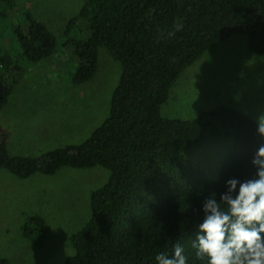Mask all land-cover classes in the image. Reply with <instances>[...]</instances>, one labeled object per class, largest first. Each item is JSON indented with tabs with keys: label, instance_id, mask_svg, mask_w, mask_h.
Returning a JSON list of instances; mask_svg holds the SVG:
<instances>
[{
	"label": "trees",
	"instance_id": "1",
	"mask_svg": "<svg viewBox=\"0 0 264 264\" xmlns=\"http://www.w3.org/2000/svg\"><path fill=\"white\" fill-rule=\"evenodd\" d=\"M81 19L88 22L91 41L67 34ZM27 20L28 34L17 36L19 57L36 64L55 54L56 38L44 24ZM64 34L78 58L74 85L93 79L99 46L119 63L109 114L83 143L40 158L11 156L0 142V169L19 179L52 176L62 168L109 172L90 194L89 217L69 237L74 254L64 264H156L155 256L171 254L178 242L188 264H200L191 241L203 221V201L216 193L219 202L230 178L254 176L250 160L264 141L256 122L229 107L182 120L162 117L161 106L182 72L219 43L244 36L248 50L264 56V0H86ZM13 68L19 70L0 59V110L11 94L5 81ZM207 138L229 142L216 180L183 158ZM48 231L38 214L21 227L22 236L35 238L39 248Z\"/></svg>",
	"mask_w": 264,
	"mask_h": 264
},
{
	"label": "rangeland",
	"instance_id": "2",
	"mask_svg": "<svg viewBox=\"0 0 264 264\" xmlns=\"http://www.w3.org/2000/svg\"><path fill=\"white\" fill-rule=\"evenodd\" d=\"M86 0H10L0 2V59L15 65L5 81L11 87L0 110V142L11 156L40 158L45 153L83 143L107 118L121 73L107 49L97 48L92 80L74 85L78 66L75 45H67V22ZM27 16L44 24L56 38L55 54L36 64L19 57L18 33L28 34ZM91 41L86 19L67 33ZM218 106L239 111L257 123L264 116V56L251 53L244 36H234L209 49L186 68L169 90L160 114L192 120ZM228 139L203 140L183 158L216 180L224 163ZM109 172L62 168L55 175L36 173L16 178L0 169V259L10 264H64L74 254L69 237L89 217V197L103 186ZM38 214L48 225L39 248L21 234L26 217Z\"/></svg>",
	"mask_w": 264,
	"mask_h": 264
},
{
	"label": "clouds",
	"instance_id": "3",
	"mask_svg": "<svg viewBox=\"0 0 264 264\" xmlns=\"http://www.w3.org/2000/svg\"><path fill=\"white\" fill-rule=\"evenodd\" d=\"M264 141V116L257 120ZM254 176L226 181V191L216 199L211 193L202 204L203 221L191 241L200 264H264V142L254 151ZM156 264H188L184 246L175 243L171 254L160 252Z\"/></svg>",
	"mask_w": 264,
	"mask_h": 264
},
{
	"label": "flooded vegetation",
	"instance_id": "4",
	"mask_svg": "<svg viewBox=\"0 0 264 264\" xmlns=\"http://www.w3.org/2000/svg\"><path fill=\"white\" fill-rule=\"evenodd\" d=\"M0 93H1V89H0Z\"/></svg>",
	"mask_w": 264,
	"mask_h": 264
}]
</instances>
